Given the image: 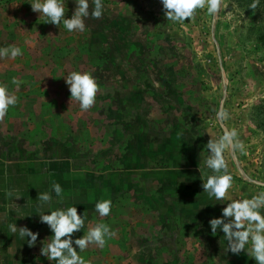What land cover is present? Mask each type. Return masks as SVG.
Returning a JSON list of instances; mask_svg holds the SVG:
<instances>
[{
  "label": "rangeland",
  "instance_id": "374dc122",
  "mask_svg": "<svg viewBox=\"0 0 264 264\" xmlns=\"http://www.w3.org/2000/svg\"><path fill=\"white\" fill-rule=\"evenodd\" d=\"M7 1L0 0V8ZM252 2L225 0L228 8L222 10L218 18L208 16L206 9L198 10L194 20L179 24L164 18L160 0H103L102 18L88 19L83 33H69L62 23L59 27L52 25L53 32L60 36V57L64 61L74 56L75 42L91 39L93 51L101 59L91 73L97 82L104 80L106 83L101 85L95 106L85 112L77 101L70 103L71 94L63 80L66 76L60 75L62 88L59 89L58 105L55 106L51 98L44 101L43 141L28 139L29 150L25 156L14 155L17 150L15 140L9 144L10 150L5 147L0 152V163L5 160L6 170L10 162L27 161L24 174H20L21 180H26L25 185L21 188L13 184L5 188L0 186V207L6 191L20 196L18 199L15 195L6 196L5 208L6 212L10 210L11 216L6 224L27 226L33 232H39L36 246L30 248L27 238L22 239L18 232L12 233L6 225L11 249L17 246L18 250L20 245L21 264L50 262L40 255L42 243L46 244L52 235L46 224L39 223L40 211L47 213L56 206H76L81 213L85 197H110L112 192L120 197L111 200H115L112 214L93 217L96 220L92 221V226L106 223L114 231L116 224L122 223L124 259L137 264H255L247 253L238 256L226 253L225 242L221 246L213 243L218 237L213 236L208 222L218 217L229 201H218L217 210L214 198L209 199L203 192L200 173L201 170L211 174L204 164L208 156L205 145L211 138L222 135L223 129L216 120V112L222 106L231 116L224 126L235 127L246 146V154L237 152L235 158L228 155L229 171L235 179L229 200L249 198L259 189L256 181L264 182V0H260L255 14L248 8ZM67 6V17L70 18L75 9L73 0H68ZM130 10L135 13L130 18L139 21H134L130 28L133 36L142 38L147 30V42L158 41L168 54L181 60L186 52L193 54V57H187L184 67H177L181 69L180 73L188 71L192 79L198 78L196 68L207 69L208 75L203 73V76L206 81L208 77L212 80L213 100L202 98L189 79L177 85L183 93L178 100L173 94L178 96L177 90L172 87L165 90L162 84L158 85L159 92L154 94L156 100L147 99V94L141 90L135 93L141 92L138 108L124 105L122 101L126 96H129L126 102L138 100L132 99L125 89L115 91L113 74L109 78L108 72L119 66L113 55L120 52V28L131 21L126 20ZM117 20L122 21L121 27ZM142 23L146 27L143 28ZM63 37L66 39L62 40ZM149 47L153 49V45ZM151 53L155 52L152 50ZM211 62L212 72L206 65ZM150 79L161 84L163 78L150 75ZM143 84L145 86L146 81ZM50 116H58V123L50 120ZM55 127L58 139L54 137ZM68 132L73 136L77 134L78 138ZM32 136H35L34 132ZM87 137L90 139L86 141ZM3 146L0 142V151ZM132 152L135 155H131ZM1 177L0 171V180ZM2 178L7 179L6 173ZM90 181H97L98 186ZM52 183L61 185L64 199L61 201L52 192L51 204L40 209L37 195L50 191ZM104 184H108L106 191L102 190ZM89 187H95L94 192ZM73 197L76 199H71ZM92 206L95 207L94 203ZM136 228L142 233L138 239L134 238ZM220 233L222 241L224 237ZM82 234L76 233L74 239ZM109 243L112 241L108 240ZM17 255L18 251H12V259L17 261Z\"/></svg>",
  "mask_w": 264,
  "mask_h": 264
},
{
  "label": "crops",
  "instance_id": "0c3cea01",
  "mask_svg": "<svg viewBox=\"0 0 264 264\" xmlns=\"http://www.w3.org/2000/svg\"><path fill=\"white\" fill-rule=\"evenodd\" d=\"M30 2L31 0H8L7 3H4L1 6L2 8H0V47H7L11 44H15L23 50V55L17 57L15 60L9 58L0 59V82L8 84L10 91L15 92V94L19 98L18 104L15 107L10 108L8 115L2 122H0V142L5 145L0 152L4 151L5 147L6 149L8 147V150H10L9 144L12 140H15L17 150L14 155L20 157L22 155L25 156L27 151L29 150L27 149L29 146L28 139L31 141H38L39 143L43 141L42 109L44 101L49 98H51V100L54 99V102L56 104L55 106L58 105V98H60V96L58 97L59 89L62 88L60 87L59 76H67L72 71L91 73V71H93L94 69V65H96V63H99V60L101 63V59L93 51L94 48L91 46V39L89 38L88 40L86 38L84 42H75L77 46L75 45V47L72 48V50L74 51V56L64 61L63 58L60 57L59 34L56 31L53 32L52 24L44 25L43 16H39L38 13H34L31 10V6L29 4ZM12 5L17 6L13 7ZM129 12L131 14L126 17V20L130 19L131 21H129L128 24H125L121 27V20L123 19L116 21L121 27L120 42L122 43V45L120 44V52L116 51L113 57L114 60L119 64V66L117 65L115 71L108 72L109 78L113 74L115 80V91H120L121 88V90L125 89L126 93L130 92V96L132 97V99H137L138 101L127 100L126 102V99H129L127 98L129 96H126L124 97L125 99L122 102H124V105L129 106L133 109L139 107L141 92H145L147 94V99L151 101L152 99L156 100V95L154 94L155 92H159L158 87L160 86L158 85L163 84L162 86H164L165 90L169 89L170 87L176 89L179 95L177 96L176 93H173L175 99H177V97H181L183 93L182 90L178 88V86H180L183 82L191 79V77L189 76L188 71H183L182 73H180L181 69L177 67H179V65L184 67L186 65L185 63L187 62V57H193V54H189L188 52H186L184 55V59L182 60L180 59V57L178 58L171 54H168L165 49H161L158 41H154V43L147 42V30L142 38L136 35L133 36L130 28L131 26H133V22L138 21V19L135 18L134 20H132L131 15H135V13H132V10H130ZM142 25L143 28L146 27V24L144 25L142 23ZM48 28L49 30H46ZM135 37H137L138 39H135ZM64 39L66 38L63 37L62 40ZM68 39L71 40L73 38ZM145 42L147 43L143 46ZM152 45L153 49L149 47ZM76 50L79 52H76ZM152 50L155 52L154 54L151 53ZM205 56L209 57V55ZM206 65L210 66L209 69L212 72V62L211 65H209L208 63ZM196 69L199 70L197 75L198 78L191 79L193 88L197 89L199 95L202 98L213 100V85L211 83L212 80L209 79V77L206 78L207 81L209 80L208 84L205 80V77L203 76V73L208 75L207 69L204 68L206 69L205 71L200 67ZM196 69L194 68V70ZM214 70L216 69L214 68ZM150 75H157L159 78H163L161 84L156 83L154 80L150 79ZM13 77H17L18 79L24 81V83L20 84L18 90L16 88V85L11 83ZM63 80H65V78ZM144 81H146L145 86L143 84ZM104 83H106L104 80H101V82L98 81V84L100 85V92L102 91L101 85H103ZM215 88L216 87L214 86V89ZM139 91H141L139 94H135ZM67 92L69 93V88ZM168 100L170 99H167L166 101ZM214 100L218 99L214 98ZM30 116H32L33 118H30ZM50 118H52L50 120H54V123H58V116H50ZM77 119H79V117ZM33 132L35 133L34 137L32 136ZM54 132V137L58 139L59 135L57 127H55ZM37 133L39 134L36 136ZM82 134L85 139L86 133L84 132ZM69 135L73 136L71 133ZM73 137L76 139L78 138L77 134L75 133ZM89 139L90 137H87L86 141ZM34 144H36V142ZM151 151L152 153L154 152L153 150ZM131 155L135 154L132 152ZM13 162L14 164H11L12 162L7 164L9 168L12 167L11 171L9 170V168L8 170H6L7 167H5L4 165L6 163L5 160L3 163H0V171L2 173V177H5L6 173L7 178L5 180L1 177L0 186L2 185V188L10 187L11 184L18 188H21V185L26 184L25 178L21 180L20 174H24L27 161L25 159H19L18 162ZM23 177H25V175H23ZM90 183H93L94 186H98L97 181H90ZM149 185L150 183L148 184V186ZM107 187L108 184L102 185V190L106 191ZM89 189L90 191L94 192L95 187H89ZM110 191L111 190H107V192ZM86 194L88 195L89 192H87ZM118 195L117 193L112 192L110 197L106 195H102L99 198L87 196L83 199V212L80 211L81 213L79 214L82 215L83 213H86V220L85 228L81 231L82 233L86 232L88 228L92 226L93 220H96L92 218L99 215L96 212L95 207L93 208V203L95 205L101 200H112L114 197H117L116 199H118L120 198L118 197ZM71 199L75 200L76 197H73ZM1 201L2 207H0V221L2 231L0 232V264H21L20 245L18 246V250L17 246L15 247V249H11L12 245L10 242V232L6 228V220H10L11 218L10 210L6 212L5 208L8 199L6 198V196H4ZM114 201H112V204ZM215 201L218 210L219 202L217 200ZM142 202L143 204H146L144 203L145 201ZM18 203H20V199ZM72 203L75 202H71V204ZM8 205H10V202H8ZM57 208L61 207L56 206L53 208V210ZM18 211V214H20V210ZM217 216L220 217L221 214L219 213ZM114 232V238L109 240L112 241V243L107 244L104 248L101 249L95 246H90L87 250L81 252L83 253V257L85 258V260L90 261L91 264H137L136 262L124 259V249L122 247L123 232L121 222L116 224ZM135 234L136 235L134 238L138 239V235H141L142 233H139L138 229L136 228ZM219 235H221L220 232H218L216 235L218 239H216L213 243L215 245L221 246V243L225 242L227 247L225 238L220 241L221 236ZM179 243H181V241ZM74 247L76 246L74 245ZM12 251H18L17 261L15 258L12 259ZM49 264H52V262L50 261ZM53 264H55V262H53Z\"/></svg>",
  "mask_w": 264,
  "mask_h": 264
},
{
  "label": "clouds",
  "instance_id": "9594fccd",
  "mask_svg": "<svg viewBox=\"0 0 264 264\" xmlns=\"http://www.w3.org/2000/svg\"><path fill=\"white\" fill-rule=\"evenodd\" d=\"M73 2L75 9L70 18L67 17L68 0H31L29 4L34 13L45 17V24L59 27L62 23L69 33H83L88 19L102 18L105 7L103 0H73ZM160 2L164 18L179 24L194 20L198 10L206 9L207 15L216 19L222 10L225 11L228 8L225 0H160ZM259 6L260 0H253L248 8L255 14ZM22 55L23 50L15 44L0 47V59L15 60ZM64 78L71 94L70 103L72 100L77 101L80 109L85 112L95 106L100 85L92 73L72 71ZM11 83L16 85L18 90L24 81L13 77ZM18 102V96L10 91L9 85L0 82V122L8 115L9 109L15 107ZM230 118L229 111L221 106L216 112V120L223 129L222 135L215 139L211 138L205 145L208 156L204 164L211 174L200 170L203 192L207 193L209 199L229 201L221 209V216L210 219L208 223L213 236H216L218 232L223 233L227 242L226 253L231 252L237 256L247 253L255 264H264V182L256 181L257 187L261 190L256 191L249 198L229 200V192L235 187V179L229 171L228 155L235 158L237 152L246 154V146L239 138V131L235 127L229 129L224 126V122ZM52 192L63 201L64 189L59 183H52L50 191L37 195L40 209L44 205L51 204ZM5 194L9 198L15 195L10 190ZM18 198L20 196L15 195V199ZM95 210L101 218L109 216L112 211V201L104 199L97 202ZM38 216L39 223L46 224L52 233L51 239L46 244L41 242L40 255L52 264L53 262L55 264H91L80 253L90 246L102 249L107 245L108 240L115 236V232L108 224L96 223L95 226H90L82 236L74 239L75 234L85 228L86 220V213L79 214L76 206L61 207L47 213L40 211ZM8 227L12 233L18 232L22 239L27 238L30 248L36 246L39 232H33L27 226L17 227L16 224H9Z\"/></svg>",
  "mask_w": 264,
  "mask_h": 264
}]
</instances>
